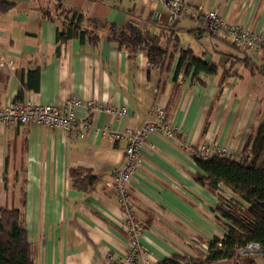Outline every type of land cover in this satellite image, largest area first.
<instances>
[{
	"label": "crops",
	"instance_id": "0c3cea01",
	"mask_svg": "<svg viewBox=\"0 0 264 264\" xmlns=\"http://www.w3.org/2000/svg\"><path fill=\"white\" fill-rule=\"evenodd\" d=\"M58 2L83 14L81 25L89 30L84 41L75 36L58 43L61 19L43 14H57ZM184 2L186 13L172 23L165 0H0V105L17 98L33 70H39V90L26 89L24 101L61 105L76 95L94 102L76 107L77 119L90 124L82 138L37 123L0 125V207L24 211L36 264H118L125 258L126 214L109 183L125 164L127 141L113 140L103 128H140L158 104L177 135L150 134L132 178L141 242L159 262L191 255L196 244L225 235L215 210L218 194L197 179L204 173L190 151L214 144L234 158L241 155L264 117V56L237 48L227 35L200 30L197 16L216 10L227 22L264 36V0ZM128 23L151 35L164 33L163 67L151 65L146 50L130 54L109 39V25ZM183 49L216 63L217 73L197 79L192 69L177 73ZM245 54L256 65L253 72L237 61ZM123 106L128 113L122 118L110 110ZM76 168L97 177L92 190L73 186ZM253 259L264 264V255Z\"/></svg>",
	"mask_w": 264,
	"mask_h": 264
},
{
	"label": "trees",
	"instance_id": "16d2710c",
	"mask_svg": "<svg viewBox=\"0 0 264 264\" xmlns=\"http://www.w3.org/2000/svg\"><path fill=\"white\" fill-rule=\"evenodd\" d=\"M7 6V2L1 5L2 9ZM61 8L62 4L58 2L57 14L43 9L44 16L61 19L57 29L58 43L75 36L84 41L89 30L83 29L81 25L83 14ZM201 12L200 10L198 13ZM199 25L200 30L212 35L207 26L201 22ZM108 28L109 39L120 49L130 54L146 50L151 65L163 67L166 64L168 50L161 42L164 33L151 35L133 23L123 27L109 25ZM248 54L237 61L242 60L253 72L256 65ZM233 67L231 65L229 68ZM182 68L186 72L192 69L194 79H197L199 73L212 75L218 71L216 63L203 60L191 49L180 52L177 73ZM228 74L229 69L225 72V75ZM39 76V70L30 71L15 100L23 101L26 89L38 91ZM166 114L169 120L167 110ZM194 157L204 173L198 174L197 179L218 194L215 210L225 228V235L213 237L208 242L207 249L195 246L191 255L175 254L156 264H213L220 260H231L234 264H256L253 257L264 255V117L253 128L239 157L215 155L208 160ZM96 181L97 177L90 169L76 168L72 171L73 186L79 189L92 190ZM35 253V246L29 240L24 211L15 207H0V264H36Z\"/></svg>",
	"mask_w": 264,
	"mask_h": 264
},
{
	"label": "built area",
	"instance_id": "2783aa9c",
	"mask_svg": "<svg viewBox=\"0 0 264 264\" xmlns=\"http://www.w3.org/2000/svg\"><path fill=\"white\" fill-rule=\"evenodd\" d=\"M169 10V19L176 23L187 11L184 0H165ZM198 20L212 35L224 34L232 38L235 46L244 50L255 51L256 54L264 56V36L256 33L239 23H229L216 10L198 14ZM159 67V66H156ZM86 104L94 106L92 100L84 102L76 95L69 96L61 105L40 104L33 99L13 100L7 104L0 105V125L7 124H30L37 123L51 127H59L66 131L72 138H82L85 130L90 128L89 122L79 121L76 116V107ZM116 117L122 118L127 115V107L110 108ZM113 140L125 139V164L113 172L109 187L112 188L118 201L125 211L126 218L123 228L127 237L128 251L123 260L135 264H155L156 258L142 242L143 221L139 217L132 201L131 181L135 171L142 162V149L150 134L158 133L168 138L176 137V130L167 118L166 109L163 104L156 105L149 113L144 125L140 128H127L122 131H111L108 126L103 128ZM227 148L214 144L202 146L199 150L190 152L203 160H208L215 155L229 156ZM206 244H196V247L207 249Z\"/></svg>",
	"mask_w": 264,
	"mask_h": 264
},
{
	"label": "rangeland",
	"instance_id": "374dc122",
	"mask_svg": "<svg viewBox=\"0 0 264 264\" xmlns=\"http://www.w3.org/2000/svg\"><path fill=\"white\" fill-rule=\"evenodd\" d=\"M227 153H228L229 157L232 156V157L234 158V154H232V152H228V151H227Z\"/></svg>",
	"mask_w": 264,
	"mask_h": 264
},
{
	"label": "water",
	"instance_id": "95a60500",
	"mask_svg": "<svg viewBox=\"0 0 264 264\" xmlns=\"http://www.w3.org/2000/svg\"><path fill=\"white\" fill-rule=\"evenodd\" d=\"M262 253L264 254V250L262 251Z\"/></svg>",
	"mask_w": 264,
	"mask_h": 264
}]
</instances>
